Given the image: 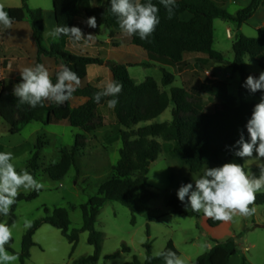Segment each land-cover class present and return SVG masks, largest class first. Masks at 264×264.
Returning a JSON list of instances; mask_svg holds the SVG:
<instances>
[{"label": "trees", "instance_id": "1", "mask_svg": "<svg viewBox=\"0 0 264 264\" xmlns=\"http://www.w3.org/2000/svg\"><path fill=\"white\" fill-rule=\"evenodd\" d=\"M85 0H52L53 12L57 26H76L80 19L85 21L92 16L96 17L97 27L90 28L94 35H101L102 28L110 29L112 24L109 19L110 0H97L96 7L82 10L81 4ZM147 3L148 0H141ZM21 8L8 9L13 24L24 22L29 18L33 38L38 48L37 63L43 64V58H54L58 63L66 65L76 72L84 81L88 76L89 66H104V60L99 57L71 53L65 50L67 36L61 35L60 43L45 46L43 11L29 7L28 0H22ZM159 8L160 22L154 33L146 40L139 38L138 34L132 35V44L144 50L151 63L119 64L109 61L107 63L113 80L123 85L118 97H103L99 103L95 102L93 96L102 89L88 85L84 89L77 88L70 100L63 105L55 102L35 108L27 103H20L13 94L14 85L22 82V79L0 80V118L10 127V134L16 135L22 129L33 123L41 122L44 126L51 124H64L80 130L84 134L96 132L101 127L99 122L100 107H108V99H118L115 108L111 112L120 127L121 148L119 160L113 168V176L104 182L98 190V194L92 197L88 203L82 205L80 210L83 217L81 229L71 230V220L68 210L57 208L53 211L44 207L45 217L36 220L27 229L23 241L22 250L18 257L19 264H27L31 249L36 246L34 236L44 225H50L61 231L62 236L72 245V254L78 247L81 233H89V244L95 248L92 256L82 257L74 264H97L102 251L103 236L96 230V224L100 211L109 202H119L127 208H134L140 204L148 210L149 202L156 197L148 182L150 165L156 162L160 155L165 152L177 157L181 163L189 168L191 174H198L204 168L211 166H222L227 162L242 164L247 169L244 159L236 157L231 148L239 139L243 131L245 139H248L246 123L251 117L255 104L239 105L236 99L228 95L221 83L212 86H202V93L218 100L222 108L213 114L205 112V105L199 96H193L185 88H173L171 94L162 92L158 83L153 78H148L141 84L131 78L129 68L152 67L153 64L166 66L171 63L176 65L180 72L190 67L185 60L187 54H198L207 57V61H197L203 69L210 70L217 66H227L242 77V85L249 75L247 71L246 58L257 62L264 70V28L259 30L256 38H248L239 33V30L254 17L259 8L264 5V0H253L252 4L242 9L236 17L224 10L214 0H178L174 9V15L168 18L166 9L159 0H151ZM189 16V18H186ZM224 20L234 23L238 29L233 43L234 59L227 63L222 53L214 49V22ZM1 28V25H0ZM110 38H114L113 31ZM153 63V64H152ZM59 71V70H58ZM56 71L51 78L56 82ZM162 72V86L170 87L175 82V75L165 67H160ZM245 91L250 94L246 89ZM261 97L264 93L250 94ZM84 98L87 102L78 108H73L72 99ZM173 104L171 122L152 124L162 116ZM150 123V125H147ZM82 137V135H80ZM83 138V137H82ZM44 148L43 140L37 139L29 162L30 174L36 179L39 172V160ZM79 139L72 150H63L62 158L58 164L48 166L44 173L54 182L63 181L72 168L79 166ZM195 183L189 178H183L175 184L176 191L167 196V205L170 214L183 215L192 219H200L201 212H193L187 208L177 197V191L182 184ZM42 192L33 191L28 195L19 194L16 203L12 206L10 214H0V223L12 226L16 223V210L21 202H30L37 199ZM264 206V190L256 194L255 205ZM5 218H8L5 221ZM210 228H218L222 221L207 219ZM13 239L5 245L7 251L12 252ZM147 257L144 263L138 257L126 264H164L162 258L151 254L149 241L144 245ZM172 250L180 256L174 243L170 241L164 251ZM123 251L130 252L127 246ZM238 254L235 238L224 241H214L210 250L197 258L194 264H230L232 258ZM117 255V254H116ZM112 255L107 260L116 257Z\"/></svg>", "mask_w": 264, "mask_h": 264}, {"label": "rangeland", "instance_id": "2", "mask_svg": "<svg viewBox=\"0 0 264 264\" xmlns=\"http://www.w3.org/2000/svg\"><path fill=\"white\" fill-rule=\"evenodd\" d=\"M220 6L226 4V0H215ZM17 4L11 2V5ZM30 8L39 4L46 6L53 11L52 0H28ZM23 3L21 4L22 7ZM13 7V8H21ZM45 8V7H44ZM39 9V8H33ZM237 9L231 6L228 12L231 14ZM113 17V13L111 18ZM260 16L251 24L242 27L241 34L248 38H256L258 33L255 26L258 25ZM50 21L48 24L50 25ZM214 49L221 52L227 63L234 59L233 43L238 29L234 23L224 20L214 22ZM230 29L229 32L227 30ZM6 42L9 46H20L25 61L21 69L31 67L32 62L37 59V44L33 38L32 27L27 17L24 24L5 30ZM110 30L102 28L101 35H97L98 40L107 41ZM50 38V37H49ZM49 42V41H48ZM133 48L123 46L115 50L111 55L112 62L126 64L136 61L151 63L144 50L132 46ZM8 60L12 61V69H17V63L22 53L20 50H11L7 53ZM186 61L190 67L184 72L174 64H168L165 68L175 75L176 79L170 87L162 86L163 75L159 67H131L129 68L131 78L141 84L148 78H153L162 92L169 95L173 88H185L193 96H199L205 105V112L213 114L222 108L221 103L215 98L200 92L202 86H212L217 83L223 85L224 91L234 97L239 105L256 104L261 97L250 95L242 87V77L234 73L227 65L217 66L215 69H203L197 63L198 59L193 54L185 55ZM3 62L0 61L2 69L1 78L14 80L22 79L18 77V72L10 70L9 67L2 68ZM247 71L253 76L258 77L261 69L257 62L246 58ZM49 67V63H46ZM91 79L101 77L99 89L109 82L111 71L108 65L90 67ZM210 72L211 76L207 74ZM51 74V72L49 71ZM73 108L82 105L81 99H72ZM50 104L51 101H46ZM173 104L169 109L155 120L152 124H161L173 120ZM99 122L101 127L94 133L84 134L80 130L64 124H51L44 126L41 122H33L25 126L22 131L16 135H11L10 127L0 118V152H11L13 154V163L18 172L26 169L30 173L29 162L37 139L43 140L44 148L41 151L39 160V172L36 179L44 187L39 197L30 202H21L16 210V223L13 227L12 252L9 254L18 257L22 250L23 237L28 228H25L24 222L28 220L31 225L38 219L45 217L44 207L51 211L57 208L68 210L71 220V230L81 229L83 217L80 207L92 198L97 196L99 187L113 176V168L119 160V150L121 148L120 127L115 121L109 107H100ZM150 125V123L146 124ZM82 135V137H80ZM79 139V166L72 168L67 177L61 182L52 181L44 170L52 165L58 164L62 158L63 150H72ZM255 156V153H254ZM247 172L259 176L257 161L250 159L245 161ZM218 167V166H211ZM207 168V167H206ZM204 168L197 175L190 173L189 168L184 166L181 161L172 155L163 152L159 159L150 165L148 182L151 190L156 197L149 202V209L145 210L140 204L134 208H127L119 202H109L100 211L96 230L103 236L102 251L97 264H126L138 257L142 263L146 260L147 251L144 245L149 241L151 244V254L164 251L167 244L172 241L180 253V257L185 264H194L198 257L207 253L214 241H224L229 238H235L238 248V254L231 260L230 264H264V206H258L254 215L244 217L234 216L229 222L212 229L207 224V217L203 212L200 219H192L183 215L170 214V207L167 205V196L176 191L175 184L183 178H189L193 182L204 174ZM33 191L26 192L23 188L19 194L28 195ZM8 218H5L7 221ZM89 233L80 234L79 244L72 254V245L62 236L60 230L44 225L34 236L35 247L31 249V256L27 264H74V261L92 256L95 248L89 244ZM123 246H127L130 252L123 251ZM117 254V255H116ZM116 255L112 260L107 257ZM20 260L13 262L19 264Z\"/></svg>", "mask_w": 264, "mask_h": 264}, {"label": "clouds", "instance_id": "3", "mask_svg": "<svg viewBox=\"0 0 264 264\" xmlns=\"http://www.w3.org/2000/svg\"><path fill=\"white\" fill-rule=\"evenodd\" d=\"M164 6L169 19L174 15L176 0H159ZM110 10L118 18L120 29L128 36L138 34L142 40L150 37L160 22L159 8L148 0H110ZM90 28L97 27L96 17H89L85 21ZM0 25L4 29H11L13 18L0 5ZM45 36L53 39L61 35L67 36L73 43L94 42L95 35L85 36L77 26L58 25L46 31ZM22 82L14 85L13 94L20 103H27L35 108L43 106L45 101L63 105L70 100L73 93L80 86L78 74L66 65H61L53 83L49 70L40 63L20 70ZM242 87L250 94L264 93V71L259 76L249 75ZM123 85L115 81L107 82L101 91L94 94L93 99L99 103L103 97H118ZM118 99H108L107 106L115 108ZM248 139L241 131L239 139L231 146L234 155L245 161H257L259 176L246 172L243 165L227 162L222 166L206 168L204 174L193 183L182 184L178 191V199L193 212H203L204 216L215 221L229 222L234 216H252L256 213V194L264 190V95L254 105L251 117L245 125ZM255 153V156H254ZM11 152H0V214L8 216L12 206L16 203L19 190L39 191L44 185L34 178L26 169L18 172ZM25 228L31 227V222L25 220ZM13 227L0 223V264H13L18 260L16 255L9 254L5 245L9 244L13 236ZM162 258L164 264H185L184 260L172 250L154 253Z\"/></svg>", "mask_w": 264, "mask_h": 264}, {"label": "crops", "instance_id": "4", "mask_svg": "<svg viewBox=\"0 0 264 264\" xmlns=\"http://www.w3.org/2000/svg\"><path fill=\"white\" fill-rule=\"evenodd\" d=\"M17 1H19V4H20L19 6H17V4H13L14 6L11 5V2L16 3ZM176 1H178V0H176ZM226 1H227L226 4L221 6L224 10L228 11V9L231 6H236L237 7L235 12L232 13L233 17H236L237 14L242 9H245V8L249 7L252 4V2H253V0H226ZM21 4H22V0H0V5L4 6V10L6 12H7L8 9H11L13 7H21ZM97 4H98L97 0H85L81 4V8H82V10H85V9H87L89 7L93 8V7H96ZM33 8H39V9H41L43 11L44 33L46 31L51 30L53 27L57 26L54 12L51 9L46 8V6H43L42 4H39L38 6L33 7ZM111 15H112V12L110 10L109 19H110V22L112 24V27L109 30H110V32L113 31V33H114V38L113 39L110 38V34H109V37H108L107 41H105V42H102V41L98 40V38L96 37L97 35H95L94 42H83V41H81L79 43H73L71 41V39H68L66 41V43H65V50L69 51L71 53H79V52H81L83 54L89 55L90 57H99V58L104 60V67H105V65H107V63L109 61H112L111 60V55H112V53H114L115 50H118V49H120L123 46H127V47H130V48H133L132 46H134V45L132 44L131 36L126 35L120 29L119 24H118L117 16L115 14H113V17L111 18ZM259 16H260L261 20L258 23V25L255 26V31L257 33H259V30L264 28V5H262L259 8V10L254 15V17L248 22V25L251 24V22H253L255 19H257ZM186 18H189V16H187ZM25 21L22 22V23H16V24H13V25H15V27H18V26L24 24ZM48 21L51 22L50 25L48 24ZM76 26L82 29V31L85 34V36L87 34H89V33L93 34L91 32L90 28L86 25L84 19H80L77 22ZM105 28H107V27H105ZM5 30L6 29H4V27L1 25V28H0V61L3 62L2 63L3 64L2 68L6 69L5 67H9L10 66V70L18 72V77H20L21 76L20 75L21 66H22L23 62L25 61V58L23 56V52L21 51V47L20 46H9V45H7V42H6L7 41L6 40V35L7 34H5ZM229 31H230V29L227 30V32H229ZM241 31H242V28L239 30V33H241ZM49 37L50 36H45V34H44L45 46L47 48H50L54 44L60 43V38L53 39L52 37H50V38ZM214 43H215V39H214ZM14 49L20 50V52L22 53L21 57L18 60L17 69L16 70H13L11 68L12 67V61L8 60V55H7V53L9 51L14 50ZM144 54L148 58L147 53L144 52ZM193 55H195L196 59H198L199 61H203V62L207 61V57L206 56L198 55V54H193ZM37 58H38V50H37ZM148 60H149V58H148ZM36 62H37V59H36L35 62H32V66H34L36 64ZM46 63H49L50 66L46 67L47 66ZM140 63H143V62H141L139 60V61L131 62V63L128 62L126 64L135 65V64H140ZM43 65L51 72L50 76L52 78L54 76L55 72L60 70V66L62 64L58 63L54 58H43ZM154 66L159 67V68L160 67H166V66H160L158 64H155ZM90 67H92V66L88 67V76H87V78L84 81L81 82V84H80V86L78 88L84 89L88 85H92V86H94L96 88H100L99 86L101 84V77H97L96 79H91L90 71H89ZM213 69H215V68H212V70ZM11 79L14 80V78H11ZM109 80L110 81L113 80L112 74L110 75ZM158 85L160 87V84H158ZM77 99H81L82 100V105L87 102V99H84V98H77ZM71 102H73V100ZM193 175H197V174H193ZM255 207H258V206H255ZM230 263H231V261H230Z\"/></svg>", "mask_w": 264, "mask_h": 264}, {"label": "built area", "instance_id": "5", "mask_svg": "<svg viewBox=\"0 0 264 264\" xmlns=\"http://www.w3.org/2000/svg\"><path fill=\"white\" fill-rule=\"evenodd\" d=\"M1 74H2V69H1V67H0V78H1ZM207 74H208L209 76H211L210 72H207Z\"/></svg>", "mask_w": 264, "mask_h": 264}, {"label": "water", "instance_id": "6", "mask_svg": "<svg viewBox=\"0 0 264 264\" xmlns=\"http://www.w3.org/2000/svg\"><path fill=\"white\" fill-rule=\"evenodd\" d=\"M263 229H264V227H263Z\"/></svg>", "mask_w": 264, "mask_h": 264}]
</instances>
